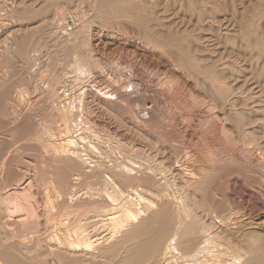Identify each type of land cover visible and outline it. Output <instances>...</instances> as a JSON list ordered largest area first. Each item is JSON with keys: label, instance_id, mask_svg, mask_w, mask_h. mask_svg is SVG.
Listing matches in <instances>:
<instances>
[{"label": "bare ground", "instance_id": "1", "mask_svg": "<svg viewBox=\"0 0 264 264\" xmlns=\"http://www.w3.org/2000/svg\"><path fill=\"white\" fill-rule=\"evenodd\" d=\"M39 1L37 0L36 2L38 3ZM209 1L211 0H42V3L44 2L42 5L41 2L37 4L34 0L33 2L34 4L36 3L37 5H41V6L40 8L38 6L36 10V8L34 7L35 5L31 3L32 4V5L30 4L31 7L34 5L33 7L36 10V11H32L31 10L32 8L30 7V5L26 4L28 7L25 6L26 7V9H24L25 13L23 12L24 14H26L24 16L25 21H23V18H22L23 13L22 15H20L21 11L20 13L18 12L19 13L18 15H20L21 18H17V17L14 18L15 16H10L12 17L11 19L13 18L19 19L21 24H22V21H23V24L24 22L26 23L27 21L26 18H29L28 20H30L32 18L33 19L36 18V16L37 17L39 16L38 18L41 19V23L40 21H38V23H40L42 26L43 25L42 23H45L48 17L50 18L51 15L53 16V13H54V16H57L58 13L59 14L61 13L64 14L65 12L68 13L67 11H69L70 9H71L70 10L71 12L72 8L74 9L73 11L75 13V9L79 8L80 12H78L79 11L78 9L77 13L75 14L76 15L79 14L78 18L80 17V14H81V17H80L81 23L75 24V22L74 23L72 22L73 24L70 23L72 24L71 25L72 28L70 29H66L67 27L63 28L62 32L59 31L58 29L62 27L63 24L61 23L59 25L57 24L58 27L57 26L56 27L58 29H56V27H53L55 31L58 30V32L61 33L60 34L61 36H57V38L59 39L60 37L64 39V42L61 43L62 45L60 46L62 47L61 50H63L62 52L64 54H62L61 52L60 53L64 55L65 61H63L64 63L63 64V63H57L55 59L53 60H55L56 62L55 61L53 62L51 60L52 62H51V78L50 79H51V82H53L51 83L53 85L49 86L51 87L50 89L47 88V90L49 89L48 90L49 97L48 99H46L47 101H45V104L44 103L42 105L40 104L41 107L38 106L37 108H34L32 106L33 104H31V106L35 109V111H33L32 113L31 112L27 113V110L25 108L24 109L26 111L25 115L26 114L27 115L30 114V115L25 118L22 117L24 118L22 121L21 119L19 120L17 118L18 116L17 113L19 112L17 110L18 109L17 107H19L20 109L23 108V107H20L22 106L20 105V103H25V102L19 101V99L21 98L23 94L19 97V95L16 94L17 92H14L15 95H18L19 99H17L16 97V99L13 100V102H11L12 99H14L12 97L11 101H9L8 97L9 95L11 97L13 93L10 92V89H9L10 87L8 86V83H4L6 81L3 79L4 77L0 76L1 77L0 84L4 83L3 85L8 87V88L6 87L7 89L5 88L6 89L5 90L4 87L2 88L1 87L2 85H0V87L5 90V91L3 90V92H2V89L0 90L1 91L0 92V126L2 127L4 125V127L2 128H5L6 126V129H7L11 126L12 123H14V125L12 126L17 127L18 123L16 126L15 122H18V121L16 119L19 120L20 128L23 125L22 127L23 130L20 129L18 126V128L22 130L23 134L21 133V131L19 132L17 128L14 129V127L12 126L11 128L13 129L10 130V137H12L11 136L12 132L18 131L19 133H21V135L18 134L19 137L16 133V136L18 137L17 140L20 139L19 141H23L21 145L22 146L21 150H20V147H21L20 145H19V148H17L18 145H15V144L12 145V143H8V144L4 143L6 144V146H4V144L0 142L1 143L0 144V264H35L37 262L31 259V257H34V255H35V258H37V256L40 257V255H42L43 257L42 256L41 257L43 258V261L45 262L48 259L47 256H49L50 257L49 259H51L53 263L55 262V264H264V220L257 222L256 220H261V219L255 218L258 215L256 214L257 211L255 212L254 209H252V207L245 206L243 202H240V201L238 202L232 197V194L228 192L230 183L234 182L232 178L236 176H241L242 178H245L248 184L251 182H254V184L258 183L257 185H260L264 188V174L256 173L255 171H253L254 169L250 167L251 165L248 166L249 164H247L248 158H250V156L252 157L256 153V157L257 156L259 157L258 162H260L261 160L262 164L264 165V118H260V117L256 119L248 118L247 108H250L249 107L250 104L248 103V101L244 102L245 103V104L243 103L244 105H241V106H245V108L243 107L241 108V106L238 105L241 109L239 110V108L237 109L235 107L237 110H235V113L232 114L233 119L236 120L238 125L236 126V122L234 121L235 125L230 126V124H227V122H229V119H227L228 121H226V125L223 126V132L226 136L225 141H227L228 143H219V142L218 143H201L200 145L198 144L199 146H197L195 149L194 147L196 146V144H194V147L192 149L189 147L187 148V152H186L187 157L184 156L186 154L182 153L184 154L183 155L184 158L185 159L187 158V162H183L185 159L183 161L181 160V162H183V164H181L182 167L180 166L178 168L173 163L175 159L172 160L171 157L167 158V156H165L166 154L164 155L165 149L163 146L162 147L164 150L160 148L161 147L159 145L160 143L158 145L156 143H151V142L148 143L147 141L146 143L144 142L137 143V145L141 146V148L143 147L146 150H149V154L153 153L155 157H157V161H158V163L157 162L155 163L150 160L145 161V162L143 161L140 162L141 159L139 158L138 159L133 158L134 159L133 160L132 158H130L132 157L130 155H129L130 159L124 157L126 154L122 156V154L127 153V151H129L130 149L129 147H131V146H128L129 148L128 149L126 146H123L125 145L126 142L122 146L121 145L120 146L121 148L125 147L124 149H127V150H124L125 152H123V148H122V151H121L122 153L115 152V154L116 153L118 154V156H116L115 154L112 153L114 152L113 149H112L113 151H111V154H109V152L107 151L108 149H106V147H104L101 141L98 140L97 138H94L95 140L92 139V141H87L86 140L88 139L87 137H90V136H87L84 133L81 135H84V137L86 135L87 137L86 138L82 137L80 135L81 133L80 131L83 130L84 126L86 128L87 123H89L88 119H91L90 117H92L90 115L92 114L91 110H89L90 107L88 108V103L90 102L87 103L86 100L88 99H86V97L88 95L90 99H92V101L99 99V96L97 97V95L93 94L94 92L88 93L89 92L88 90H84L83 92L80 91L78 94H74V95L70 94L72 96H70L71 99L69 103H67L66 101L61 102V100H63L64 93L66 96L67 94L69 95V92L72 93L71 91L67 93L66 91L67 89L65 88V85H64L68 83L67 82L68 80L67 81L64 80L66 81V83L62 81L63 79L61 80V78H63V75H64V78L66 79V77L69 76V74L72 72V71L71 72L68 71L67 73L69 74L66 73V76L64 74L67 71V68H68L67 65H69L70 63H72L70 64L72 65L71 66L72 68H73V64L74 66H76V68H78V69L75 68V72L77 70H80L82 73H84L83 74L84 76L86 75V73L88 74L89 72H93L97 75L99 79L102 80L105 78L104 72L101 71V68H100V59H102L104 56L99 59V54L102 49L101 47L106 46L107 44L101 38V34H99L100 32H98L100 28L97 25H95L96 23L95 20L100 19L103 22V25L106 23L109 24L108 20H111V19L117 20L118 25H120L122 22H123L122 24L126 22L132 25L133 28L135 27V29L140 31V33H143L145 37V41H143L144 44L141 43V45L143 44L145 46L143 47L141 46L143 49L141 51L142 58L140 59L147 60L149 55L150 56L156 55L158 57L167 59L169 62L172 58L171 56L172 47H176L179 50L183 49L180 43L181 39L180 38L177 39L175 37L172 38L173 34L171 35L172 37L171 36L167 37L166 35L158 36L156 32H153L152 27L149 22L150 20L147 21V19L146 20L144 19L145 13H147L148 6L150 5L151 7L152 5L154 4L156 5V3H159V2L168 3L167 5L174 4L179 8L180 11L191 12L192 15L195 14V17L197 18L198 23H200L203 21V18H205L206 15L213 13V12L215 13L216 11L215 10L216 8H213V6L210 7L212 4L210 5ZM257 1L258 0H256V2ZM260 4H262V10L261 9L260 10L264 12V2ZM16 5L17 3L15 4V6ZM56 6L59 7V9L61 10L59 11V9H55L57 8ZM249 6H251L252 8L254 7L250 4ZM255 6L257 7L258 5H255ZM259 6L261 7V5ZM255 10L260 11L258 8ZM14 11H17V10L14 9ZM56 11H57V14H56ZM155 11L156 10H154V13H156ZM258 11L256 12V15L258 14L259 16V14H262V15L264 14ZM16 13L17 12H15V14ZM1 17L2 15L0 16V19ZM251 17H248V19H250ZM256 17L257 16H255L254 18ZM3 19L5 20V18ZM33 19H32L33 22L37 21L36 19L35 21ZM43 19H45L44 22H42ZM53 19L55 20L56 18L54 17ZM76 19L74 17V20ZM257 19L252 18L250 20L252 21V20H257ZM19 20L17 21L19 22ZM250 20H245V21L242 20L244 21L242 24L243 29L244 31H246L245 33L247 34V36H245L246 39L247 37L251 38L254 35V31L252 29L253 24L251 23ZM63 21L65 20L63 19ZM1 22H0V34H2L1 36L6 35V36H3L2 42L6 41V39L9 41L13 37H10L11 36L10 32H9L10 34H7L8 33L7 26L6 24L3 23L4 21L2 23ZM28 22L29 21H27V23ZM119 22L121 23L119 24ZM30 23L32 24L31 20H30ZM35 26H34V30L33 28H30L32 32L37 30ZM66 26H69V24H67ZM154 28L155 27H153V29ZM51 29L52 28H50V30ZM25 31H28V29H26ZM58 32H55L53 34H56ZM122 33H120L119 36L122 35L123 36L122 38H125L126 37L125 35L127 34L125 33L123 35ZM110 34L107 35V38H110L111 41H115L117 39L115 35L114 34L110 35ZM18 35H21V34H18ZM167 35H170V34H167ZM255 36H253V38H256ZM25 38L22 40L21 38H18V37L15 39H12L11 40L12 42L10 43L11 45L7 46L8 47L7 50L9 54L13 52L16 53L15 51H17V53H19L18 55L21 56L19 60L22 58V55H23L24 59H21V60L23 61L28 60L27 62L29 63V65H31L29 61L33 62V60L28 59V58L33 56L32 59H34V56H36L37 55L36 53H38L37 51L38 49L36 48L31 49L32 46H30V44L33 40L31 37L27 36ZM57 38H56V41H57ZM60 41L62 42V39ZM245 41L248 42V40H245ZM251 41L252 40H250V42ZM261 41L258 40V43ZM2 42L0 43L1 45H2ZM126 42L124 44H127ZM258 43L256 41L257 45ZM7 44H4V46H6ZM257 45L255 47H258ZM259 45H262V42L261 44L259 43ZM57 48H58V45H57ZM7 50L3 49V53L4 51H7ZM189 54L184 52V55H189ZM12 55L13 54H11V56ZM2 56L6 57V53L5 55L2 54ZM181 56L185 58V59L181 58V60L182 59L185 60L186 63L185 62L184 63L189 66L188 67L187 65H185L186 67L191 68V69L193 68L195 69L197 74L205 76L204 78H206V80L208 81L209 89L210 91H212L215 97L220 98V99L225 98L224 96L227 93V87H226V84L224 83L225 78H220L222 76H217L218 73H216L217 74L216 75L214 72H211L212 69L211 71L210 69L206 71L203 70V68L198 65L197 63L198 61L195 60L198 58L194 59L193 56H191V54H190V57L188 56L184 57L183 55ZM152 58H151V62H152ZM144 60L142 62L145 63ZM149 60H150V57H149ZM158 60L157 62H159ZM173 61H174V58H173ZM3 62H6V60H4ZM11 62H10V65L12 64ZM35 62H36V59H35ZM142 62L140 63L143 64ZM146 63L148 64V60L146 61ZM15 64H16V61L14 65ZM70 65H69V68H70ZM144 65L147 66L146 64ZM6 66H5V69H6ZM0 67L2 68V66ZM30 67H32L33 69L34 65ZM35 67L38 68L39 66L36 65ZM72 68L70 69L73 70L74 68L73 69ZM7 69H9V66ZM14 69L16 68L14 67ZM14 69L12 68L11 70H14ZM32 73L33 72H31V74ZM32 75L34 76V73ZM10 77L11 76H9L8 78ZM12 77H15V75H13ZM37 77L40 78L39 76ZM2 79L4 80V82L2 81ZM25 80H26V77H25ZM101 80L100 82L103 81ZM21 82L23 83L24 81H21ZM79 82L81 81H78V83ZM16 83L18 82L16 81ZM25 83H28V80ZM69 84H71V82ZM9 85H12V84H9ZM32 85L34 86V84ZM68 86L66 84V87ZM39 89L38 91L40 92ZM121 89L123 90L124 88L122 87ZM34 90H33V93H36V91L34 92ZM11 91H14V89L13 90L11 89ZM119 93H121V91ZM208 93L209 92H207V94ZM124 96L125 98L127 97L126 95ZM25 98L26 97H24V99ZM134 98L135 97L133 96V99L132 98L130 99L134 100ZM90 99L89 101H91ZM7 100L11 102L12 105ZM204 101H206V99ZM6 102H8L9 105H11V107H13L11 108L12 112L15 111L14 112L15 114L13 113L14 115H12V117L10 114L11 110L9 111L10 106L7 105ZM38 102L40 103L39 100ZM94 102L92 104H94ZM249 102L251 103V101ZM128 103L126 104L127 106L130 104ZM97 104L96 106H99L100 103L97 102ZM196 104L200 105L201 103L199 104L198 102H196ZM28 105L29 104H27L26 106ZM130 105H129V109H131ZM111 106L109 107L112 110H114ZM101 107H102V104H101ZM101 107H98V108H100L101 110ZM104 107L105 106H103L102 108L104 109ZM210 107L213 108V105H210ZM14 108H17V109H14ZM132 108H133V105H132ZM106 110L107 109H104L105 112ZM25 111H22L21 113L24 114ZM233 111L234 110H232V112ZM256 111L257 109L255 110V112ZM28 112H29V108H28ZM23 114L21 116H23ZM89 115L90 117H88ZM261 115H264V114H261ZM257 117H258V114H257ZM110 120H113V118ZM120 120L122 121V118ZM121 121H119L120 125H121ZM115 123L117 125L118 122L116 121ZM120 125L119 127H121ZM93 126H94V123H93ZM247 127H252V128L256 127L257 129L255 128V129H252V131H250L248 129H251V128H247ZM121 129H125V128H121ZM1 130L2 129L0 128V131ZM7 132H8V129H7ZM1 134H3V132ZM87 134L89 135V133ZM160 135L162 136V134ZM13 136L15 135L13 134ZM16 136L11 138V139H15V142L17 141ZM0 139H2V137ZM105 141L107 142V140ZM108 142L110 143V141ZM23 144L25 145L23 146ZM118 144L119 143H117V145ZM7 145H9V147ZM11 145L12 146L15 145L14 147H16L19 150L15 152L16 150L15 149L13 151ZM139 148L137 150L140 151ZM173 148H176V147H173ZM40 150H42L43 152L42 151L40 152ZM44 150L47 153L51 152L50 158L49 156L47 157L45 155L47 153H45ZM132 150H134L135 152L136 148L133 147ZM181 150H182V147H181ZM13 152L15 153L12 155ZM39 152L42 154L44 153L45 156L43 158H45L44 159L45 161H42L43 163L42 162L40 163L41 160L38 162L39 165L41 164L42 165H41V169L39 166L40 172L37 173L38 176L35 177L33 174L34 172L31 169L32 168L31 166L33 164L35 165L36 164L35 162L38 161L37 157L39 156ZM131 152H128V153H131ZM141 154L143 155L142 151H140V155ZM177 154L179 155V153ZM152 155L150 156L151 159H152ZM35 156L36 158H34ZM137 156L139 155L137 154ZM137 156H133V157H137ZM147 156L148 155H146V157ZM172 156L174 158V154ZM31 157H33L32 160H31ZM46 157L49 159H46ZM43 158L41 156V159ZM252 158H254V156ZM33 159H36V160H33ZM177 159L176 161H178ZM135 160H139V161H135ZM155 160L156 159H154V161ZM165 160H168L167 161L169 163L167 164L168 166H165L163 164L165 163ZM26 161H35V162L34 163L30 162V165H29L28 164L29 162L27 163ZM26 163H27L26 169L31 170L33 172L32 175L34 177L32 176L30 177L28 175L29 173L24 171ZM28 167H31V168L29 169ZM22 169L27 174V177L24 176L25 173L22 171ZM33 169L38 170V168H35V166ZM20 171L24 173V175L20 174L21 173ZM40 178L42 180L38 181ZM41 181L44 182V183H41V184H44L42 186L44 188V191L42 190L43 188L41 189L40 186H37L38 187V190H37L36 189L37 187H35L37 184H34V182L38 183ZM40 189L42 190V194L44 193L45 195L44 197L42 196V198H40L42 199L40 201L41 204L43 203L42 201H44V205L42 206L41 204L40 205L38 204L39 200L37 201V198H36ZM261 193L263 194L262 197H264V190L263 192H260L259 195ZM42 225L43 226L46 225L47 228H49V230L46 227H42ZM41 227L45 228L42 231H45L46 229L49 231L48 232L49 234L47 235L46 238H41V236L44 234V233L41 234L42 233ZM38 261H41V260H38ZM41 264H44V262H42Z\"/></svg>", "mask_w": 264, "mask_h": 264}, {"label": "rangeland", "instance_id": "2", "mask_svg": "<svg viewBox=\"0 0 264 264\" xmlns=\"http://www.w3.org/2000/svg\"><path fill=\"white\" fill-rule=\"evenodd\" d=\"M28 1V2H27ZM37 0H35L36 2ZM39 1V0H38ZM235 1V2H234ZM20 2V3H19ZM26 2V3H25ZM34 0H0V14L2 15L1 19H0V22L4 21L3 23L6 24L7 26V31L8 33L7 34H10L11 33V36L10 37H13L11 38L12 39H15V38H21L24 39L25 37L29 36L31 37L33 40L30 44L31 49L33 48H36L38 49V53H36L37 55L34 56V59H32V57L28 58V59H31L33 60L32 61H29L31 65H29V63L26 61V60H21V59H24L23 55H22V58L19 60V58L21 57L20 55H18L19 53H17V51H15L16 53H10L8 52L7 50V46H10L11 44V40H7L6 41H3L4 44H8L6 46H4L2 40H3V36H6V35H3L1 36L2 34H0V41L2 42V47L0 46V66H2V68L0 67V76H3L4 80H6L4 82V80L2 79V81L4 83H8V86L10 87V92H12L14 94V92H17L16 94L19 95V97L21 96V98L19 99L18 95H14L12 94L11 97L9 95L8 99L9 101H11L12 97L14 99H12L11 102H13V100L16 99H19V101H23L25 103H20V107H23V108H14V109H17L18 113H17V118L21 121L29 116L30 114H26V111L24 110L26 108L27 110V113H32L33 111H35L34 108H37L38 106H40V104L42 105L43 103L45 104V101H47L46 99H48V90L51 88L49 87L50 85H53L51 83V62L53 61H57V63H63V61H65L64 59V54L61 50L62 47H60L64 42V39L63 38H60L59 39L57 38V36H61L60 32H62V29L63 28H66V29H70L72 28V24L75 22V24H80L81 21H80V17H81V14H80V17L78 18V15L79 14H75L77 13V10L79 9H75V13H74V9L72 8V11L70 12L67 11L68 13H61V14H57V11H56V14L58 16H54V13H53V16L57 19H53L51 16L50 19L48 17L47 21L45 23H42L43 25L41 26V19L38 18L36 16V18H32L34 21L35 19L37 21L33 22L32 19L31 22L32 24L30 23V20H28L29 18H26L27 21H29L27 23L24 22L23 24V21H25L24 19V16L26 14H24V9H26V7H28L27 5L33 3ZM42 3V0L39 1L37 4L39 3ZM255 2V3H253ZM264 0H258L256 2V0H211L209 1L210 3V7L213 6V8H216L215 10V13H210L208 15L205 16V18H203V21L198 23L197 21V18L195 17V14L192 15L191 12H183V11H180L179 8L174 5V4H169L167 5L168 3H165V2H159V3H156L155 7L154 5H152L150 7V5L148 6V9H147V13H145V16H144V19L147 21L150 22V25L152 27V30L153 32H156L158 34V36H171L172 34V38H177V39H181L180 43L183 47V49H178L176 47H172L171 48V60L168 62L167 59H164V58H161V57H158L156 55H153L155 57H152L149 55L148 56V64L146 63L147 60H144V59H140L142 58L141 56V51H142V47L145 46L143 45L145 41V37H144V34L143 33H140V31H138L137 29H135V27L133 28L132 25L124 22V24H122L121 22H119L120 25H118V21L115 20V19H111V20H108L109 24H104L103 25V22L100 20V19H97L95 20L96 23L95 25H97L100 29L98 30V32H100L99 34H101V38L105 41V43L107 44L106 46H103L101 47V52L99 54V59H100V68H101V71L104 72V75H105V80L104 79H99L97 77V75L93 72H89L88 74L86 73V75L84 76L80 70H77L75 72V68L76 66H74L73 64V68L71 67L72 63H68L70 65V68H72L73 70H71L69 68V65L68 68H67V71L64 73L65 76H66V73L69 71L71 72L69 74V76L66 77V79L64 78V75H63V78H61V80L63 82L66 83V81L68 83L66 87V84L62 83L65 85V88L67 89V93L69 91H71L72 93L69 92V95L67 94V96L65 95V93L63 94V100H61V102L63 101H66L67 103L70 102V99L72 95L70 94H78L80 91L83 92L84 90H88L89 92L88 93H93L95 95H97V97L99 96V99L97 100H94L92 101V99H90V97L87 95L86 100L87 103H88V108L89 110H91V113L90 114L92 117H90V115L88 117H90L91 119H88L89 123H87V126L85 128V126L83 127V130H79L80 132V135L81 134H86L87 136H90V137H87L85 135H81L82 137L84 138H88L86 139L87 141H92V139L94 138H97L98 140L101 141L102 145H104V147H106V149H108L107 151L109 152V154H111V151L114 150V152H112L113 154H115V152L117 153H122V148L121 146L125 143V145L123 146H126L128 148V146H131L129 147V151H127V153H123L122 156H125L126 158L130 159V158H135V159H141V161L145 162V161H153V162H157V157H155V155L153 153L149 154V150H146L145 148H141V146H138L137 143H146V141L148 143H156L157 145L159 144L163 149L164 147V155L167 156V158H172L175 159L173 161V163L175 164V166L178 168L181 166V164H183V162H187V158L185 159V157H187V148H193L194 147V144H196V146L194 147V149L199 146L201 143H228L226 140V136L223 132V126L226 125V121H228L227 119H229V122H227V124H230V126H234L235 125V122L236 120L233 119L232 117V114L235 113V110H237L239 108V110L243 107L245 108V106H241V105H244L246 101H248V103L250 104V108H247V112H248V118H264V115H261V114H264V17L262 14H258L256 15V12L258 10H255V9H261L262 10V4L260 3H263ZM2 3V4H1ZM11 3V4H10ZM14 3V4H13ZM17 3V5L15 6V4ZM24 3V4H23ZM34 4L33 6L36 8L37 10V7L41 5H37V4ZM44 3V2H43ZM42 3V5H43ZM232 5H231V4ZM257 3V4H256ZM13 4V5H12ZM21 4V5H19ZM27 4V5H26ZM158 4V5H157ZM244 4V5H243ZM252 5L254 6L253 8L251 6ZM8 5V6H6ZM24 5V7H23ZM32 5V4H31ZM30 5V7H31ZM173 5V6H172ZM255 5H258L257 7ZM261 5V7L259 6ZM12 8H11V7ZM26 6V7H25ZM31 7L32 11H36L34 7ZM59 6V5H57ZM56 6V7H57ZM164 6V7H163ZM234 6V7H233ZM7 7V8H6ZM15 7V8H14ZM22 9H21V8ZM12 10H11V9ZM17 10V11H14V9ZM34 8V9H33ZM157 8V9H156ZM245 8V9H244ZM247 8V9H246ZM255 8V9H254ZM55 9H59V7L55 8ZM242 9V11H241ZM254 9V10H253ZM61 9H59L60 11ZM151 10V11H150ZM154 10H156L154 13ZM221 10V11H220ZM240 10V11H239ZM253 10V11H252ZM258 11V12H262V11ZM14 11V12H13ZM21 11V13H20ZM26 11V10H25ZM153 11V12H152ZM179 11V12H178ZM219 11V12H218ZM237 11V12H236ZM248 11V12H247ZM12 12V13H11ZM15 12H17V16L15 14ZM20 15H22L23 13V21H22V24L20 22L19 19H14V18H21L20 15H18L19 13ZM27 12V11H26ZM70 12V13H69ZM80 12V9L79 11ZM152 12V13H151ZM223 12V13H222ZM251 12V14H250ZM8 13V14H7ZM264 13V12H262ZM10 14V15H9ZM13 14V15H11ZM0 15V16H1ZM4 15V17H3ZM9 15V16H8ZM62 15V16H60ZM67 15V16H66ZM153 17H152V16ZM214 15V16H213ZM246 15V16H245ZM254 15V16H253ZM261 15V16H260ZM6 16V17H5ZM10 16H15L13 19H11L12 17ZM20 16V17H18ZM157 16V17H156ZM168 16V17H167ZM243 16V17H242ZM253 16V17H251ZM255 16H257L256 18H254ZM62 17V18H61ZM74 17L76 20H74ZM146 17V18H145ZM148 17V18H147ZM248 17H251L250 19H257V20H250L248 19ZM263 17V18H261ZM5 18V20L3 19ZM8 18V19H7ZM31 18V17H30ZM242 20H250L251 23L253 24V31H254V35L256 38H253V36L251 38L247 37V39L245 38V36H247V34L245 33L246 31H244L243 29V22ZM246 18V19H245ZM40 19V20H38ZM60 19V20H59ZM62 19V20H61ZM63 19L65 21H63ZM73 19V20H72ZM161 19V20H160ZM19 20V22L17 21ZM45 19L42 20V22H44ZM79 20V21H78ZM115 20V22H114ZM155 20V21H154ZM212 20V21H211ZM6 21V23H5ZM38 21H40V23H38ZM57 23H56V22ZM79 23H78V22ZM113 23H112V22ZM157 21V22H156ZM242 21V22H241ZM259 23H258V22ZM263 21V22H262ZM1 22V23H2ZM37 22V23H36ZM54 24H52V23ZM63 22V23H62ZM73 22V23H72ZM102 22V23H101ZM229 22V23H228ZM257 22V23H256ZM21 25H19V24ZM51 23V24H50ZM63 24L62 27H60L59 29L57 28L59 24ZM72 23V24H70ZM111 23V24H110ZM155 23V24H154ZM164 23V24H163ZM263 23V24H262ZM56 24V25H55ZM58 24V25H57ZM67 24H69V26H66ZM215 24V25H214ZM29 25V26H28ZM36 25V26H35ZM46 25V26H45ZM52 25V26H51ZM55 25V26H54ZM110 25V26H109ZM124 25V26H123ZM130 25V26H129ZM155 25V26H153ZM160 25V26H159ZM212 25V26H211ZM31 26V27H30ZM34 26L37 28V30L35 31H31L30 28H33L34 30ZM57 26V27H56ZM71 26V27H70ZM158 26V27H157ZM162 26V27H161ZM11 27V28H10ZM15 27V28H14ZM27 27V28H26ZM53 27H56V29L58 30H54ZM69 27V28H68ZM123 27V28H121ZM153 27H155L153 29ZM157 27V28H156ZM258 27V28H257ZM19 28V29H18ZM35 28V29H36ZM50 28H52L50 30ZM118 28V29H117ZM13 29V31H12ZM18 29V30H17ZM26 29H28V31H25ZM61 29V30H60ZM133 29V31H132ZM241 29V30H240ZM259 29V30H258ZM10 30V31H9ZM102 30V31H100ZM122 30V31H121ZM164 30V31H163ZM166 30V31H165ZM169 32H168V31ZM17 31V32H16ZM53 31V32H52ZM58 32L56 34H53L55 32ZM120 31V32H119ZM126 31V32H124ZM137 31V32H136ZM171 31V33H170ZM214 31V32H213ZM10 32V33H9ZM29 34H27V33ZM35 32V34H34ZM70 32V30H69ZM109 32V33H108ZM111 32V34H114L115 37L117 38L115 41H111L110 38H107V35H109ZM113 32V33H112ZM123 32V33H122ZM168 32V33H167ZM17 33V34H16ZM104 33V34H103ZM108 33V34H107ZM120 33H122L123 35L126 33L127 35H125L126 37L125 38H122L123 36H119ZM160 33V34H159ZM234 33V34H233ZM18 34H21V35H18ZM52 34V35H51ZM59 34V35H57ZM110 34V35H111ZM118 34V35H117ZM155 34V33H154ZM167 34H170V35H167ZM239 34V35H238ZM18 35V36H17ZM27 35V36H26ZM33 35V37H32ZM56 35V36H55ZM117 35V36H116ZM260 35V36H259ZM25 36V37H24ZM38 36V37H37ZM100 36V35H99ZM128 36V37H127ZM157 36V37H158ZM184 36V37H183ZM249 36V35H248ZM119 37V38H118ZM188 37V38H186ZM193 39H192V38ZM56 38H57V41H56ZM144 38V39H142ZM242 38V39H241ZM261 38V39H260ZM26 39V38H25ZM62 39V42L60 41ZM108 41H107V40ZM110 39V41H109ZM119 39V40H118ZM121 39V40H120ZM184 39V41H183ZM192 39V40H191ZM255 39V40H254ZM257 39V40H256ZM31 40V39H30ZM129 40V41H127ZM197 40V41H196ZM231 40V41H229ZM245 40H248L245 41ZM250 40H252L250 42ZM254 40V42H253ZM258 40H262V45H259V43L261 44V42L258 43ZM34 41V42H33ZM124 41V42H123ZM127 41V42H126ZM194 41V42H193ZM234 41V42H233ZM245 41V42H243ZM256 41L258 43V45L256 44ZM0 42V43H1ZM114 42V43H113ZM127 43V44H124V43ZM113 43V44H112ZM141 43H143L141 45ZM255 43V45H254ZM34 44V45H33ZM184 44V45H183ZM189 44V45H188ZM57 45H58V48H57ZM113 45V46H112ZM124 45V46H123ZM187 45V46H186ZM198 45V46H197ZM252 45V46H250ZM258 46V47H255V46ZM29 46V47H30ZM36 46V47H35ZM108 46V47H107ZM115 46V47H114ZM122 46V47H121ZM140 46V48H139ZM142 46V47H141ZM189 46V47H188ZM234 46V47H233ZM263 46V47H261ZM5 47V48H3ZM112 47V48H111ZM121 47V48H120ZM181 47V48H182ZM120 48V49H119ZM138 48V49H137ZM258 48V49H257ZM3 49L7 50V51H4L3 53ZM60 49V50H59ZM119 49V50H118ZM140 49V50H139ZM192 49V50H191ZM40 50V51H39ZM124 53H122L121 52ZM124 50V51H123ZM126 50V51H125ZM183 52H182V51ZM188 50V51H187ZM195 50V51H193ZM253 50V51H252ZM255 50V51H254ZM257 50V51H256ZM2 51V53H1ZM50 51V52H49ZM181 51V52H180ZM234 51V52H233ZM263 51V52H261ZM52 52V53H51ZM56 52V53H55ZM62 54H61V53ZM105 52V53H104ZM133 52V53H132ZM136 52V53H135ZM184 52L187 53V54H191V56H193V58H198V59H195L197 60L198 62V65L200 67L203 68V70H209L212 71L211 72H214L215 74L218 73L217 76H222L220 78H225V81L224 83L226 84V87H227V93L225 94V98L223 99H220V98H217L214 96V94L212 93V91H210L209 89V85H208V81L206 80V78H204L205 76L204 75H199L197 74V72L195 71V69H191V68H188L189 66L186 63L185 58H183L181 55H183L184 57L185 56H188L190 57V54L189 55H184ZM199 52V53H198ZM243 52V53H242ZM6 53V57L2 56L5 55ZM103 53V54H102ZM113 53V54H112ZM122 53V54H121ZM139 55H138V54ZM240 53V54H239ZM252 53V54H251ZM11 54H13L11 56ZM40 54V55H39ZM106 54V55H105ZM134 56H133V55ZM15 55V56H14ZM18 55V56H17ZM57 55V56H56ZM62 55V56H60ZM122 55V56H120ZM128 55V56H127ZM229 55V56H228ZM56 56V58H55ZM118 56V57H117ZM174 56V57H173ZM195 56V57H194ZM262 56V57H261ZM16 57V58H15ZM18 57V58H17ZM38 57V59H37ZM60 57V58H59ZM113 57V58H112ZM125 57V58H124ZM139 59H138V58ZM149 57H150V60H149ZM3 60H2V59ZM5 58V59H4ZM11 58V59H10ZM27 58V56H26ZM48 58V59H47ZM59 58V59H58ZM122 58V59H121ZM133 58V59H132ZM151 58H152V62H151ZM161 58V59H158ZM173 58H174V61H173ZM181 58H183L181 60ZM261 58V59H260ZM16 61V64L14 65L15 61ZM35 59H36V62H35ZM55 59V60H53ZM64 59V60H63ZM104 59V60H103ZM107 59V60H106ZM157 59L159 62H157ZM189 59V58H187ZM200 59V60H199ZM254 59V60H253ZM4 60H6V62H3ZM19 60V61H18ZM52 60V61H51ZM104 62H103V61ZM145 61L142 62V61ZM154 60V61H153ZM178 60V61H177ZM12 61V62H11ZM22 61V62H21ZM26 61V62H25ZM55 61V62H56ZM120 61V62H119ZM172 61V62H171ZM183 61V62H182ZM189 61V60H187ZM10 62L12 63L10 65ZM21 62V63H20ZM32 62V63H31ZM35 62V63H34ZM38 62V63H37ZM49 62V63H48ZM109 62V63H108ZM129 62V63H128ZM140 62H142L143 64H141ZM175 64H174V63ZM185 62V63H184ZM258 62V63H257ZM6 63V64H5ZM8 63V64H7ZM19 65H18V64ZM24 63V64H23ZM27 63V64H26ZM34 63V64H33ZM41 63V64H40ZM108 65H107V64ZM115 63V65H114ZM188 63V62H187ZM5 64V65H3ZM39 66L38 68L35 67L36 65ZM39 64V65H38ZM64 64V63H63ZM104 64V65H102ZM117 64V65H116ZM144 64H146L147 66H145ZM7 65V66H6ZM24 65V66H23ZM29 65V66H27ZM34 65V68L32 69V67L30 66H33ZM122 65V66H121ZM157 65V66H156ZM185 65H187L188 67H186ZM203 65V66H202ZM4 66V67H3ZM5 66H6V69H5ZM9 66V69H7ZM13 66V67H12ZM17 66V67H16ZM20 66V67H19ZM22 66V67H21ZM27 66V67H26ZM105 66V67H104ZM128 66V67H127ZM130 66V67H129ZM211 66V67H210ZM228 68L226 69L225 68ZM228 66V67H227ZM14 69V67L16 69L14 70H11L12 68ZM29 67V68H28ZM121 67V68H120ZM123 67V68H122ZM178 67V68H177ZM263 67V68H262ZM27 68V69H26ZM31 68V70H30ZM42 68V70H41ZM106 68V69H105ZM119 68V69H118ZM128 68V70H127ZM137 68V69H136ZM205 68V69H204ZM232 68V69H231ZM23 69V70H22ZM38 69V70H37ZM70 69V70H68ZM78 69V68H76ZM125 69V71H124ZM173 69V70H172ZM226 69V70H225ZM231 69V70H230ZM235 69V70H233ZM3 70V71H2ZM35 70V72H34ZM37 70V72H36ZM135 70V71H134ZM2 71V72H1ZM5 71V73H4ZM8 71V72H6ZM19 71V72H17ZM115 71V72H114ZM127 71V72H126ZM156 71V72H155ZM182 73H181V72ZM188 71V72H186ZM227 71V72H226ZM231 71V72H229ZM233 71V72H232ZM236 71V72H235ZM239 71V73H238ZM10 72V73H9ZM15 72V74H14ZM31 72L34 73V76L31 74ZM41 76H40V74ZM74 72V73H73ZM195 72V73H194ZM4 73V74H3ZM114 73V74H113ZM133 73V74H132ZM227 73V74H226ZM234 73V74H232ZM236 73V74H235ZM6 74V75H5ZM10 74V75H9ZM18 74V76H17ZM20 74V75H19ZM22 74V75H21ZM39 74V75H38ZM187 74V75H185ZM193 74V75H192ZM13 75H15V77H12ZM39 76L40 78H38L37 76ZM83 75V76H82ZM88 75V76H87ZM138 75V76H137ZM195 75V76H194ZM9 76H11L10 78H8ZM22 76V77H21ZM30 76V77H29ZM32 76V77H31ZM24 77V78H23ZM25 77H26V80H25ZM71 77V79H70ZM76 77V78H75ZM79 79H78V78ZM107 77V78H106ZM136 77V78H135ZM187 77V78H186ZM238 77V78H237ZM1 78V77H0ZM15 78V79H14ZM22 78V79H21ZM30 78V79H29ZM117 78V80H116ZM8 79V80H7ZM18 79V80H16ZM35 79V80H34ZM71 81H70V80ZM107 79V80H106ZM20 80V81H19ZM28 80V83H25L27 82ZM49 80V81H48ZM66 80V81H64ZM76 80V81H74ZM100 80L102 82H100ZM116 80V81H115ZM164 82H163V81ZM167 80V81H166ZM193 80V81H192ZM195 80V81H194ZM198 80V81H197ZM16 81L18 83H16ZM21 81H24L23 83ZM31 81V82H30ZM44 81V82H43ZM78 81H81L78 83ZM111 81V82H110ZM128 81V82H127ZM174 81V82H173ZM185 81V82H184ZM197 81V82H196ZM2 82V83H3ZM11 82V83H9ZM14 82V83H13ZM20 82V83H19ZM36 82V84H35ZM39 82V83H38ZM71 82V84H69ZM76 82V83H75ZM83 82V83H82ZM160 82V83H159ZM3 83V84H4ZM16 83V84H15ZM78 83V84H77ZM106 83V84H105ZM113 83V84H112ZM136 83V84H135ZM170 83V84H169ZM172 83V84H171ZM184 83V84H183ZM197 83V84H196ZM230 83V84H229ZM244 83V84H243ZM3 84H0L2 85L1 87L4 89L7 87V86H4ZM9 84H12V85H9ZM17 86H15V85ZM21 84V85H20ZM26 84V85H25ZM29 84V85H28ZM34 84V86L32 85ZM42 84V85H41ZM48 84V85H47ZM77 84V85H76ZM119 84V85H118ZM123 84V85H122ZM126 84V85H125ZM158 84V85H157ZM177 84V85H176ZM193 84V85H192ZM200 84V85H199ZM202 84V85H201ZM88 85V86H87ZM105 85V86H104ZM107 85V86H106ZM116 85V86H115ZM134 85V86H133ZM185 85V86H184ZM189 85V86H188ZM197 85V86H196ZM206 85V86H205ZM20 86V87H19ZM23 86V87H22ZM25 86V87H24ZM31 86V88H30ZM38 86V87H37ZM63 86V85H62ZM99 86V87H98ZM137 86V87H136ZM194 86V87H193ZM205 86V87H204ZM0 87V90L2 89ZM13 87V88H12ZM40 90V92L38 91V89ZM75 87V88H74ZM124 88L123 90L121 88ZM201 87V88H200ZM8 88V87H7ZM6 88V89H7ZM30 88V89H28ZM37 90H36V89ZM47 88H49L47 90ZM168 88V89H167ZM205 88V89H204ZM2 89V92L3 90ZM5 89V90H6ZM8 89V91H9ZM11 89L14 91H11ZM16 89V90H15ZM20 89V90H19ZM23 89V90H22ZM28 89V91H27ZM35 89V90H34ZM42 89V90H41ZM70 89V90H69ZM81 89V90H80ZM106 89V90H105ZM117 89V90H116ZM121 89V90H120ZM134 89V90H133ZM175 89V90H174ZM188 89V90H187ZM195 89V90H194ZM208 89V90H206ZM4 90V91H5ZM19 90V91H17ZM32 90V91H31ZM33 90L34 92L36 91V93H33ZM105 90V91H104ZM170 90V91H169ZM174 90V91H173ZM239 90V91H238ZM113 91V92H112ZM121 91V93H119ZM133 91V92H132ZM136 91V92H135ZM1 92V91H0ZM20 92V93H18ZM22 92V93H21ZM29 92V93H28ZM39 94H38V93ZM43 92V93H42ZM47 92V93H46ZM76 92V93H74ZM126 92V93H124ZM130 92V94H129ZM138 92V93H137ZM165 92V93H164ZM179 92V93H178ZM207 92H209L207 94ZM233 92V93H232ZM116 93V94H115ZM123 93V94H122ZM185 93V94H184ZM206 93V94H205ZM11 94V93H10ZM25 94V96H24ZM27 94V95H26ZM112 94V96H111ZM128 94V95H127ZM135 97L134 100L133 99V96ZM136 94V95H135ZM142 94V95H141ZM243 94V95H242ZM35 95V96H34ZM38 95V96H37ZM120 95V96H119ZM122 95V96H121ZM126 95L128 97V100L127 97L125 98ZM131 95V96H130ZM194 95V96H193ZM209 95V96H208ZM228 95V96H227ZM230 95V96H229ZM260 95V96H259ZM43 96V97H42ZM66 96V98H65ZM119 96V97H117ZM197 96V97H196ZM23 97V98H22ZM24 97H26L24 99ZM31 97V98H30ZM37 97V98H36ZM41 97V98H40ZM106 97V98H105ZM116 97V98H115ZM208 97V98H207ZM36 98V99H35ZM44 98V99H43ZM66 100H65V99ZM123 98V100H122ZM138 98V99H136ZM187 98V99H186ZM204 98V99H203ZM228 98V99H227ZM246 100H245V99ZM23 99V100H22ZM30 101H29V100ZM35 99V100H33ZM40 101V103L38 102V100ZM89 99L92 101V103L94 102V104L91 103V101H89ZM200 99V100H198ZM206 99V101H204ZM28 100V101H26ZM69 100V101H67ZM121 100V101H119ZM131 104V105L127 102ZM138 100V102H137ZM233 100V101H232ZM8 101V100H7ZM8 101V102H9ZM37 101V103H36ZM100 103L99 106H96L97 102ZM102 101V102H101ZM124 101V102H123ZM132 101V102H131ZM136 101V102H134ZM224 101V102H223ZM249 101H251V104ZM6 102L7 105H9V103L11 104V102ZM33 102V103H32ZM35 102V103H34ZM105 102V103H103ZM107 102V103H106ZM117 104H116V103ZM119 102V103H118ZM123 102V103H122ZM196 102H198L200 105L196 104ZM203 102V103H202ZM212 102V103H211ZM229 102V103H228ZM129 104L131 109H129V105L127 106L126 104ZM222 103V104H221ZM224 103V104H223ZM227 103V104H226ZM232 103V105H231ZM244 103V104H243ZM27 104H29L28 106H26ZM31 104H33L32 107ZM38 104V105H37ZM92 104V105H91ZM101 104H102V107H104V109H107L106 112L104 111V109L101 107ZM125 104V105H123ZM137 104V105H135ZM193 104V105H192ZM215 104V106H214ZM230 104V105H229ZM12 105V104H11ZM9 108V111L11 112V117L12 115H14L15 111L12 112V109L13 107ZM98 105V104H97ZM111 106L114 110H112L109 106ZM132 105H133V109L132 108ZM195 105V106H194ZM210 105H213V108L210 107ZM235 105V106H234ZM241 106V108L239 106ZM8 106V107H9ZM109 108H107V107ZM199 106V107H198ZM258 106V107H257ZM263 106V107H262ZM29 108V112H28V108ZM94 107V108H93ZM98 107H101V110L100 108ZM202 107V108H201ZM215 107V108H214ZM217 107V108H216ZM231 107V108H230ZM233 107V108H232ZM237 109H236V108ZM254 109H253V108ZM98 108V109H96ZM121 108V109H120ZM126 108V109H124ZM128 108V109H127ZM235 108V109H234ZM73 109V108H72ZM76 109V108H75ZM111 112H110V110ZM118 109V110H116ZM138 109V110H137ZM152 109V110H151ZM188 109V110H187ZM213 109V111H212ZM215 109V110H214ZM257 109V113L255 112V110ZM262 111H261V110ZM25 111L24 114L21 113L22 111ZM74 110V109H73ZM134 110V111H133ZM232 110H234L232 112ZM254 112H253V111ZM93 111V112H92ZM96 111V112H94ZM103 111V112H102ZM114 111V112H113ZM118 111V112H117ZM120 111V112H119ZM122 111V112H121ZM128 111V112H127ZM130 111V112H129ZM152 111V112H151ZM209 111V113H208ZM225 111V112H224ZM262 113H261V112ZM111 114H110V113ZM127 112V113H126ZM137 112V113H136ZM196 112V113H195ZM211 112V113H210ZM232 112V113H231ZM14 113V114H13ZM94 113V114H93ZM102 113V114H101ZM113 113V114H112ZM118 113V114H117ZM131 113V114H130ZM226 113V114H225ZM252 115H250V114ZM256 113V114H254ZM260 113V114H259ZM23 114V116H21ZM124 114V115H123ZM217 114V115H216ZM257 114H258V117H257ZM25 115V116H24ZM114 115V117H113ZM119 118L116 117V116ZM229 115V116H228ZM112 116V117H111ZM219 116V117H218ZM14 117V116H13ZM20 117V118H19ZM24 117V118H22ZM87 117V118H88ZM174 117V118H173ZM226 117V118H225ZM93 118V119H92ZM113 120H110L112 119ZM122 118V122L120 119ZM16 119L18 122H15L16 123V126H17V123H18V126L20 125L19 123V120ZM97 119V120H96ZM101 119V120H100ZM119 123V121H121V125L119 123V125L121 127H119L118 123L116 125V121ZM4 120V118H3ZM20 121V122H21ZM86 121V120H85ZM113 121V122H112ZM192 121V122H191ZM224 121V122H223ZM235 121V122H234ZM5 122V120H4ZM232 122V123H230ZM92 123V125H91ZM93 123H94V126H93ZM103 123V125H102ZM14 125V123L11 124V126ZM116 127H115V126ZM160 125V126H159ZM163 125V126H162ZM237 122H236V126H237ZM10 126V125H9ZM7 126V127H9ZM11 126L8 129V132H7V129H6V126L5 128H2L4 127V125L0 128L2 129L0 132L3 134L0 135V138L2 137V139H0V142L2 144L4 143H12L15 144V145H18L17 148H19V145L21 146L23 141H19L17 140L19 135H21L22 133V127L23 125L15 127V126H12L14 127V129H18L19 132L21 131V133H19L17 130V132H12L11 133V136L12 137H15L16 136V133L18 135V137L16 138V142H15V139H11L12 137H10V130H12L13 128H11ZM90 126V127H89ZM93 126V127H92ZM119 128H118V127ZM166 126V127H165ZM235 126V127H236ZM89 127V128H88ZM189 127V128H188ZM85 128V129H84ZM91 128V130H90ZM121 128H125V129H121ZM168 128V129H167ZM171 130H170V129ZM211 128V129H209ZM247 128H251V129H248L250 131H252V129H255L256 127H247ZM5 129V130H4ZM257 129V128H256ZM117 130V131H116ZM122 130V131H121ZM210 130V131H209ZM86 131V132H85ZM90 131V132H89ZM208 131V132H207ZM5 132V133H4ZM24 132V131H23ZM92 132V133H91ZM96 132V133H95ZM115 132V133H114ZM124 132V133H123ZM161 132V133H160ZM7 133V134H6ZM89 133V135L87 134ZM164 133V134H163ZM5 134V135H4ZM9 134V135H8ZM13 134L15 136H13ZM23 134V133H22ZM96 134V135H95ZM124 134V135H123ZM162 134V136L160 135ZM166 134V135H165ZM222 134V135H221ZM8 135V136H7ZM111 135V136H110ZM113 135V136H112ZM165 135V136H164ZM95 136V137H94ZM110 136V137H108ZM142 136V137H141ZM176 138H175V137ZM215 136V137H214ZM225 136V137H224ZM10 137V138H9ZM99 137V138H98ZM126 137V138H125ZM160 137V138H159ZM167 137V138H166ZM221 137V138H220ZM102 138V139H101ZM114 138V139H113ZM137 138V139H136ZM142 138V139H141ZM165 138V139H164ZM174 138V139H173ZM178 138V139H177ZM204 138V139H203ZM4 139V140H3ZM6 139V141H5ZM11 139V140H10ZM96 139V140H97ZM148 139V140H147ZM224 141H223V140ZM95 140V139H94ZM93 140V141H94ZM107 140V142L105 141ZM114 140V141H113ZM119 140V141H118ZM127 140V141H126ZM215 140V141H214ZM110 141V143L108 142ZM118 141V142H116ZM141 141V142H140ZM158 141V142H156ZM221 141V142H220ZM129 142V144H128ZM0 143V144H1ZM106 143V145H105ZM109 143V144H107ZM115 143V144H114ZM117 143H119L117 145ZM136 143V144H135ZM166 143V144H165ZM171 143V144H170ZM132 144V145H131ZM135 144V145H134ZM165 144V145H163ZM179 144V145H178ZM182 144V145H181ZM199 144V145H198ZM10 145V144H9ZM9 145H7L9 147ZM12 149L13 151L15 150V152L19 149H17L16 147L12 146ZM25 144H23L24 146ZM116 147H115V146ZM121 145V146H120ZM4 146H6V144H4ZM108 146V147H107ZM111 146V147H110ZM120 146V147H119ZM140 149V151H142L143 155L141 154L140 155V151L137 150L138 148ZM163 146V147H162ZM179 146V147H178ZM110 147V148H109ZM113 147V148H112ZM120 151H119V149ZM133 147L136 148L135 152L133 149ZM173 147H176V148H173ZM181 147H182V150H181ZM22 146L20 147V150H21ZM125 148V147H124ZM123 148V152H125L124 150H127V149H124ZM11 149V151H12ZM113 149V150H112ZM117 149V150H116ZM180 149V150H179ZM169 150V151H168ZM42 150H40L41 152ZM133 151V152H131ZM139 151V152H138ZM145 151V152H143ZM148 151V152H147ZM167 151V152H166ZM173 151V152H172ZM177 151V152H176ZM13 152L12 155L15 153ZM39 152V156L37 157L38 161H26L29 165H30V162H35L36 164L32 165L31 163V167H28L29 169L31 168V170H28L26 169V166H27V163L25 165V168H24V171L29 173L28 175L31 177H37V173L40 172L39 170V166H40V169H41V165H39V161L40 163L42 161H45L43 158L45 155L49 158L51 156V152H48L50 154H48L47 152H44L47 153L44 155V153H40ZM43 152V151H42ZM128 152H131V153H128ZM138 152V153H137ZM176 152V153H175ZM181 152V153H180ZM115 154L116 156H118V154ZM135 153V154H134ZM148 155L149 157L152 155V159L151 157L149 158L148 156L146 157V155ZM148 153V154H147ZM170 153V154H169ZM179 153V155L177 154ZM186 155H184V154ZM137 154L140 156H137ZM174 154V158L172 155ZM128 155V156H127ZM132 157H130V156ZM184 155V156H183ZM258 155V154H257ZM41 156L43 159H41ZM120 156V155H119ZM121 156V157H122ZM133 156H137V157H133ZM142 156V158H141ZM176 156H180L179 158L176 157ZM254 156V158H252ZM252 157L250 156V158H248V163L249 164L248 166H250L252 169H254L253 171H255L256 173L258 174H264V165L262 164L261 160L260 162L259 161V157L257 156L256 157V153L253 155ZM40 157V159H39ZM46 159H49L47 158ZM130 157V158H129ZM154 157V158H153ZM176 157V158H175ZM33 157H31V160H32ZM36 158V156L34 157ZM178 158V159H177ZM183 158V159H182ZM30 159V158H29ZM27 159V160H29ZM145 159V160H144ZM154 159H156L154 161ZM176 159L178 161H176ZM185 159V160H184ZM33 160H36V159H33ZM134 160V159H133ZM180 160V161H179ZM181 160L183 162H181ZM135 161H139V160H135ZM168 160H165V163H163L165 166H168L167 164H169L167 162ZM176 161V162H175ZM180 162V163H179ZM250 162V163H249ZM43 163V162H42ZM179 163V164H178ZM38 164V166H37ZM28 165V166H29ZM35 166V168H38L37 172L35 169H33ZM182 167V166H181ZM28 170V171H27ZM23 171V169H22ZM23 171V172H24ZM30 171V172H29ZM21 172V171H20ZM24 172V173H25ZM36 172V173H35ZM24 173H20V174H23ZM32 173L34 174V176L32 175ZM36 174V175H35ZM27 177V174L25 173V175ZM22 177V176H21ZM240 177V178H239ZM236 178V179H235ZM241 176H236L234 178H232V180L234 182L230 183V186H229V191L231 194H232V197L237 200L238 202H243L245 206H248V207H252V209H254V211L256 212V214H258L255 218L256 219H261V220H256L257 222H260V221H263L264 220V197L263 194L261 193L259 195L260 192H263L264 188L260 185H257L258 183L254 184V182H251V183H247L245 178H242ZM235 179V180H234ZM241 179V180H240ZM244 179V180H243ZM42 180L41 178L38 180L40 181ZM240 182H239V181ZM243 180V181H242ZM35 181V180H34ZM238 181V182H237ZM247 184H246V183ZM41 183H44L43 181L41 182H34V184H37L35 187L37 186H40L41 189L43 188L42 186L44 184H41ZM242 183V184H241ZM233 184V185H232ZM38 190V187L36 188ZM39 191L38 195H37V201L39 200V205L41 204L40 201L42 199V196L44 197V193L42 194V190L44 191V188ZM263 189V190H262ZM234 194V195H233ZM241 196V197H240ZM39 197V199H38ZM44 200V198H43ZM242 200V201H241ZM43 203L41 204L44 205V201H42ZM44 207V206H43ZM42 208V207H41ZM42 227H46V225H42ZM41 227V228H42ZM43 229L45 228H42L41 229V234H43L41 236V238H46L47 235L49 234L48 230L49 228H47L45 231H42ZM47 233V234H46ZM91 252V251H89ZM37 255V254H36ZM33 256V255H32ZM42 255H40V257L37 256V258H35V255L34 257H31L32 260H34L35 264H41L42 262H44V264H51L53 263L51 259H49L50 257H48V259L45 261H43V256L41 257ZM46 256V255H45ZM44 256V257H45ZM46 257V258H47ZM38 260H41V261H38ZM45 260V259H44ZM55 264V262L53 263Z\"/></svg>", "mask_w": 264, "mask_h": 264}]
</instances>
